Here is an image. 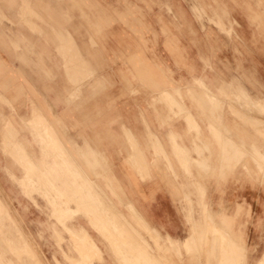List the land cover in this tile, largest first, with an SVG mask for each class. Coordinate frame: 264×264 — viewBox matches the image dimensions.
Returning a JSON list of instances; mask_svg holds the SVG:
<instances>
[{
	"label": "crops",
	"instance_id": "crops-1",
	"mask_svg": "<svg viewBox=\"0 0 264 264\" xmlns=\"http://www.w3.org/2000/svg\"><path fill=\"white\" fill-rule=\"evenodd\" d=\"M28 1L42 16L57 15L62 42L5 20L20 17ZM119 1L116 22L98 31L92 11L76 10L75 0H0V145L9 130L10 144L20 147L0 151L10 215L35 235L42 264H118L125 247L132 257L150 256L156 235L144 228L156 229L159 245L163 239L180 255L191 228L204 224L197 205L204 196L213 224L243 245L260 243L264 187L214 179L220 171L235 177L226 162L237 145L245 156H264V119L251 116L257 100L264 108V9L248 8L264 0H220L233 7L227 15L211 4L218 0ZM142 1L166 8H143ZM105 9L102 17L113 16ZM214 17L231 18L233 26L198 20ZM17 160L35 165L25 185L35 186L32 198L7 175H24ZM83 238L91 241L86 248ZM259 251L254 264L264 259Z\"/></svg>",
	"mask_w": 264,
	"mask_h": 264
},
{
	"label": "rangeland",
	"instance_id": "rangeland-1",
	"mask_svg": "<svg viewBox=\"0 0 264 264\" xmlns=\"http://www.w3.org/2000/svg\"><path fill=\"white\" fill-rule=\"evenodd\" d=\"M71 2V1H70ZM218 2V3H217ZM217 2H211V4L220 11V15H227V12H224V10L231 9L228 2L220 1ZM264 2V1H263ZM143 8L149 7L152 8L153 5L157 6V8H166V4L157 2L152 4V2L148 3V1H142ZM14 2H12V5ZM72 4V3H71ZM118 4H120L119 0H111L108 3L109 9L112 10L114 8L117 9ZM193 2L189 1L188 6L190 9H195ZM233 4V3H232ZM243 2H236L235 5L239 8H243L242 6ZM74 8L78 11H83V8L90 9L92 11L93 17L91 18V27L92 29L96 28L101 30V27L114 24L116 22V11L112 10L113 16L108 13V17H102V15H105V12H108L105 8H107V5H104L97 0H92L89 3L84 4L83 0H75V2L72 4ZM209 5V4H208ZM211 7L205 6V9H211ZM168 8V7H167ZM248 8L252 9H264L263 6L258 1H253L251 5L248 6ZM22 13L21 16L17 19H5L2 14L0 13V23L3 22V20L9 21L12 25L15 26H22L26 27L29 35L32 36H42L44 35L45 31H48V37L53 38L55 42H62L63 37L62 34L59 32V19L57 15L48 13V15L42 16L40 15L36 8L35 2L28 1L25 3V5L21 8ZM82 22L84 18L80 19ZM87 20V19H85ZM119 20H122L119 17ZM201 23V25H204V27L207 25H215L218 26L221 29H224V27L233 26V19L227 18V17H214V18H199L198 19ZM47 29V30H46ZM95 34H92V40L91 45L96 50L97 49V41L94 39ZM58 53H62V49H57ZM62 55V54H61ZM84 77H78L72 79L75 83H79L83 81ZM166 93V92H162ZM260 100H257L256 103L252 104V111L254 112V115H251L252 117L259 119H264V108H260V105L258 104ZM248 109V108H247ZM249 110V109H248ZM247 110V111H248ZM251 113V110H250ZM252 119V118H251ZM264 121V120H263ZM257 122H259L257 120ZM259 123L256 124L258 126ZM253 125V124H252ZM254 130V129H253ZM256 130V129H255ZM11 131H6V135L3 134V136L6 138L7 144L0 145V151L3 155H11L14 153V150L17 148V152H19L20 147H16L11 145L10 143L13 141L14 135ZM257 134V133H256ZM2 136V131H1ZM259 136H262L264 139V134H259ZM3 137V138H4ZM253 137H256L255 134H253ZM236 138L237 141L242 142L243 139V130L236 131ZM3 140V139H2ZM237 153L233 159L230 158L227 159V165L230 169L228 171V174H235V177L227 178L223 176V172L220 171L219 178H215L214 180H218V182H225L230 181L237 185H241L244 183H248L252 186H262L264 187V156L258 154L256 150H253V153L251 156H245L243 154V151L239 149H243V146H236ZM254 149V147H253ZM17 166L22 167L24 175L17 179L12 174H10L11 171L7 170V175L11 176V178L18 183V185H21L23 187V193L25 195H28L32 198V193H34L35 186L29 187L28 190L26 185L27 176L29 173H33V169L35 168V165L32 164V167L26 166V162H21L20 160H17L15 162ZM10 164V163H9ZM2 171V170H1ZM242 175V176H241ZM35 178H32V183L35 182ZM27 189V190H26ZM0 264H42L41 262H38L39 259L35 257V249H40V247H37V244L35 243V235L32 234L28 229H26L24 226H20L18 222L12 218L10 215V209L8 207L7 202L4 200L2 196V189L0 188ZM198 198H202V193L197 194ZM204 202L201 201V204L198 202V206L200 209V206L202 209L198 211V216L203 217V225L202 226H194L191 228V233L187 237V245L186 249L180 255H178L175 250H173L169 246V243H166L165 240L162 239V246L159 245V232L156 229L150 230L149 228H144L145 232L149 235L151 233L156 235L155 240L153 241L154 247L147 250H150V256L145 257H132L131 256V248L125 247L126 256H123L121 258L117 259L118 264H221V256L225 255L226 262L225 264H254L253 261L256 256L261 254L264 248V235L262 237V240L260 243L256 242H246L247 245L242 244V240L239 238H236L234 235H230L229 229L223 224V225H216L213 224L212 219V212L209 210L207 206V199L206 196H204ZM190 205V200H186ZM12 212L14 213L13 209ZM222 221V220H221ZM13 222H17V229L19 228V231L21 232V235L28 240L29 242V248L26 247V242L23 240V237L19 235V232L16 229V226L13 225ZM50 229V228H48ZM221 231H226L229 238L228 240L223 241L221 239L222 234H220ZM262 231H264V226L262 227ZM208 232L207 241L204 240V236ZM57 237H59V233L56 234ZM86 238V237H84ZM82 239L80 241V246L82 248L88 247L87 245L91 243V241L87 239ZM168 238L172 239L168 236ZM89 239V237H88ZM156 241L158 242V245H156ZM198 241V242H197ZM230 241H235L236 243L242 245L241 251H234L235 244L230 243ZM57 246H60V241H57ZM93 244V242H92ZM166 244V246H165ZM32 250H31V248ZM175 247V246H174ZM176 248V247H175ZM237 249V248H236ZM239 249V248H238ZM92 251V250H91ZM254 255V256H251ZM29 255V256H28ZM259 257V256H258ZM261 260L258 264H264V259L261 257ZM263 259V260H262ZM146 261V262H145ZM149 263H148V262ZM43 264H48L46 261Z\"/></svg>",
	"mask_w": 264,
	"mask_h": 264
},
{
	"label": "bare ground",
	"instance_id": "bare-ground-1",
	"mask_svg": "<svg viewBox=\"0 0 264 264\" xmlns=\"http://www.w3.org/2000/svg\"><path fill=\"white\" fill-rule=\"evenodd\" d=\"M128 138V137H127ZM72 168V167H71ZM48 178V177H47ZM134 213V212H133ZM109 231H111L112 232V230H110L109 229ZM206 235V234H205ZM76 239V238H75ZM198 242V241H197ZM81 248V247H80ZM95 250H96V247H95ZM84 252V251H83ZM29 256V255H28ZM222 263H224L223 261H222ZM264 263V262H263Z\"/></svg>",
	"mask_w": 264,
	"mask_h": 264
}]
</instances>
